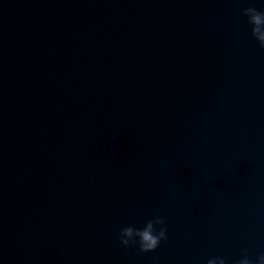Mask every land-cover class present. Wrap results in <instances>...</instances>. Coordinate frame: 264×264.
<instances>
[{
	"label": "water",
	"instance_id": "1",
	"mask_svg": "<svg viewBox=\"0 0 264 264\" xmlns=\"http://www.w3.org/2000/svg\"><path fill=\"white\" fill-rule=\"evenodd\" d=\"M258 0H0V264L264 252ZM164 220L151 251L120 227Z\"/></svg>",
	"mask_w": 264,
	"mask_h": 264
},
{
	"label": "clouds",
	"instance_id": "2",
	"mask_svg": "<svg viewBox=\"0 0 264 264\" xmlns=\"http://www.w3.org/2000/svg\"><path fill=\"white\" fill-rule=\"evenodd\" d=\"M261 7L259 9L248 6L242 9V15L247 18L249 30L252 38L259 48L264 49V0H258ZM116 237L120 245L124 247L135 246L139 251H151L157 247L161 240L167 239L164 220L160 216H152L143 222L141 227L125 225L116 232ZM206 264H226L221 256H214L207 259ZM232 264H253L246 255H242ZM254 264H264V252H260Z\"/></svg>",
	"mask_w": 264,
	"mask_h": 264
}]
</instances>
